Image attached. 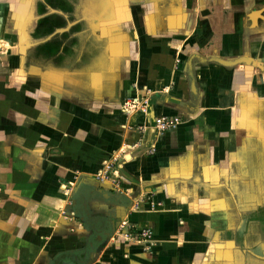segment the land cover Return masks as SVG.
I'll list each match as a JSON object with an SVG mask.
<instances>
[{"label": "crops", "instance_id": "0c3cea01", "mask_svg": "<svg viewBox=\"0 0 264 264\" xmlns=\"http://www.w3.org/2000/svg\"><path fill=\"white\" fill-rule=\"evenodd\" d=\"M246 2L0 0V264H264V4ZM162 115L181 123L153 133ZM108 162L119 188L95 180ZM145 229L152 248L125 237Z\"/></svg>", "mask_w": 264, "mask_h": 264}, {"label": "built area", "instance_id": "2783aa9c", "mask_svg": "<svg viewBox=\"0 0 264 264\" xmlns=\"http://www.w3.org/2000/svg\"><path fill=\"white\" fill-rule=\"evenodd\" d=\"M149 104L148 98H139V97H131L128 100H126L122 104V110L125 114H130L135 111H143L144 113L147 112V106ZM181 123V119L177 116H167L162 115L158 119L155 120V125L152 127L153 133H164L168 131H172L178 127V125ZM149 126H139L137 129L144 133L145 131H148L150 128ZM154 150H152L153 152ZM114 162H108L105 164V169L99 172L95 176V180L98 183L103 182H112L115 187L119 188L120 183V177H119V169L115 168ZM127 225V222H122L121 226L119 227V232L124 229V227ZM135 232V231H134ZM134 232H128L125 234V237L132 240H137L140 243H143L146 245V247L152 248L154 246V243L152 242V230L151 229H145L142 232H138L137 234H133Z\"/></svg>", "mask_w": 264, "mask_h": 264}, {"label": "rangeland", "instance_id": "374dc122", "mask_svg": "<svg viewBox=\"0 0 264 264\" xmlns=\"http://www.w3.org/2000/svg\"><path fill=\"white\" fill-rule=\"evenodd\" d=\"M200 1H201V4H202V2L204 4H206L207 9L210 12V14H211L212 11H214V12L217 11V8L211 7L207 3L210 0H200ZM234 1L235 0H233V5L231 7H228L227 10L225 11V15H229V16H232L234 18H237L238 15H241V12H242V4H243L242 2L243 1H244V3L247 1L246 2V6L243 8L244 14H247L250 10H252V7L254 5H256V4H258V5L259 4H264V0H240V1H235V2ZM196 7H197V0H193V6H192V8H196ZM198 13H200V12H198ZM203 13H204V11L201 12V14H203ZM230 28H232V27H230ZM236 29H237V32L240 31L239 28H236ZM227 48H228V50L230 52L231 51L234 52L236 50L242 49L243 46H242V44H240V42L238 43L237 41H232V43L230 42V44L227 46ZM248 48H251V45H249ZM230 58L237 59V58H234V57H230ZM233 59H228L227 61H233ZM261 61H264V60L261 59ZM133 234H137V231L135 230V232ZM135 241H137V240H135Z\"/></svg>", "mask_w": 264, "mask_h": 264}]
</instances>
